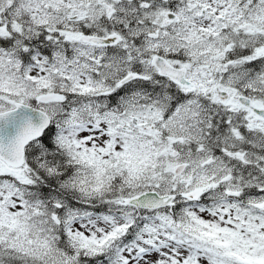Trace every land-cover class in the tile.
<instances>
[{"label":"snow or ice","instance_id":"6c2138e0","mask_svg":"<svg viewBox=\"0 0 264 264\" xmlns=\"http://www.w3.org/2000/svg\"><path fill=\"white\" fill-rule=\"evenodd\" d=\"M0 264H264V0H0Z\"/></svg>","mask_w":264,"mask_h":264}]
</instances>
